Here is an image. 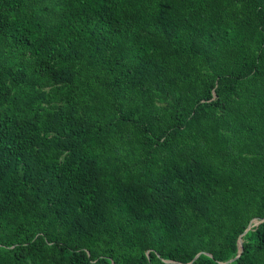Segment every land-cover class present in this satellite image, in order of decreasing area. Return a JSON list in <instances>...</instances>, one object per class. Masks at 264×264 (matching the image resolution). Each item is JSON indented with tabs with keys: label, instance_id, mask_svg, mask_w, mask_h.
Segmentation results:
<instances>
[{
	"label": "trees",
	"instance_id": "16d2710c",
	"mask_svg": "<svg viewBox=\"0 0 264 264\" xmlns=\"http://www.w3.org/2000/svg\"><path fill=\"white\" fill-rule=\"evenodd\" d=\"M263 220L264 0H0V264H264Z\"/></svg>",
	"mask_w": 264,
	"mask_h": 264
},
{
	"label": "water",
	"instance_id": "95a60500",
	"mask_svg": "<svg viewBox=\"0 0 264 264\" xmlns=\"http://www.w3.org/2000/svg\"><path fill=\"white\" fill-rule=\"evenodd\" d=\"M263 221H264V220H263ZM245 232H246V231H245ZM245 232H244V233H245ZM239 246H240V244H239ZM240 252H241V247H240V251H239V253H238V256H239ZM238 256H237V257H238ZM196 257H198V255H197ZM196 257H195V258H196ZM166 263H169V261H166Z\"/></svg>",
	"mask_w": 264,
	"mask_h": 264
},
{
	"label": "rangeland",
	"instance_id": "374dc122",
	"mask_svg": "<svg viewBox=\"0 0 264 264\" xmlns=\"http://www.w3.org/2000/svg\"><path fill=\"white\" fill-rule=\"evenodd\" d=\"M257 223L255 222V225H256Z\"/></svg>",
	"mask_w": 264,
	"mask_h": 264
}]
</instances>
